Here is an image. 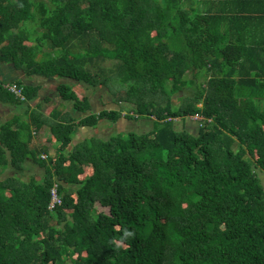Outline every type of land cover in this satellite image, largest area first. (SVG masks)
<instances>
[{"label": "trees", "instance_id": "16d2710c", "mask_svg": "<svg viewBox=\"0 0 264 264\" xmlns=\"http://www.w3.org/2000/svg\"><path fill=\"white\" fill-rule=\"evenodd\" d=\"M227 21L211 0H0V62L124 87L119 99L109 91L116 109L79 123L53 117L57 154L32 147L42 123L0 116V264H264V46L234 37ZM6 83L25 100L3 83L0 98L17 105L39 91ZM185 88L196 91L177 107ZM59 93L91 110L72 86ZM195 117L197 135L176 130ZM144 119L150 133L67 152L79 126ZM29 159L43 180L3 178Z\"/></svg>", "mask_w": 264, "mask_h": 264}, {"label": "crops", "instance_id": "0c3cea01", "mask_svg": "<svg viewBox=\"0 0 264 264\" xmlns=\"http://www.w3.org/2000/svg\"><path fill=\"white\" fill-rule=\"evenodd\" d=\"M211 12H226L230 15L231 21H227L226 23L234 26V30L232 31L234 37H236V34H239L240 37H248L251 41L254 40V43L264 46V0H211ZM0 79L4 82L20 81L25 86L39 89L38 94L33 99L27 100L24 104L17 105L7 98H0V116L3 122L19 118L24 114L29 116L30 124L33 119L34 122H39V124L42 123L40 125L42 128L37 129L38 132H35L36 129L34 127L31 128V131L34 133L32 147H40V143L37 139L39 133H44L48 136V139L42 140L41 145L48 144V147L52 146L50 125L54 123V120L50 121L51 118L65 119L69 122L73 119L76 123H79L88 115L98 114L107 107L106 104H101L98 106V109L94 108L91 96L86 94L84 90V93L81 92L80 95L82 98L89 99L91 110L84 113L83 111L77 110L72 103L71 107H74L72 111L70 110L73 112L72 115L67 109L63 108L64 102L66 101L61 98L59 87L62 84L69 85L78 82L66 78H47L44 76L27 75L23 71L17 69L13 63L0 62ZM110 103H112V101H110ZM34 113H36V115H33ZM33 116H38V119L33 118ZM93 130H95V128L79 126L73 138V144L67 152H71L76 145L80 144V141L93 135ZM29 161L32 160L29 159L28 162ZM33 164L35 163L33 162ZM20 178L22 179L21 175Z\"/></svg>", "mask_w": 264, "mask_h": 264}, {"label": "rangeland", "instance_id": "374dc122", "mask_svg": "<svg viewBox=\"0 0 264 264\" xmlns=\"http://www.w3.org/2000/svg\"><path fill=\"white\" fill-rule=\"evenodd\" d=\"M188 3L191 2H187L185 4V6L188 8ZM191 8V7H189ZM196 13H198V9L196 8L195 10ZM200 12V11H199ZM102 65L104 67H102ZM113 66V64H110L107 62L102 63L101 67L102 68H111ZM70 86H72L75 90V92L77 93V95L82 99L80 93H84V90L86 91V94H88L89 96H91L92 102L94 104V108L98 109L101 104L103 105H108L107 107H105L107 110L109 108L111 109H116L113 108L110 104V101H112L114 98L109 94V91L112 92V94L114 96H116L118 99L119 97V89L123 90L124 87H122L123 85H120L119 82L117 83H110L106 86H94V85H88L87 84H69ZM77 85V86H76ZM196 89L195 88H185L184 90H182L181 92H179L178 94L173 96V101L175 106L180 107L183 103L184 100L188 99L189 97H193L194 93H195ZM122 94V93H121ZM84 95V94H83ZM110 104V105H109ZM72 102H64V106L63 108L67 109L68 112H70L73 115V112H71L74 107L72 106ZM58 107V106H56ZM71 110V111H70ZM18 119H20V124L21 125H26L27 123L30 124V118L27 115H21ZM193 119V120H192ZM198 119L200 118H188L187 121L184 123L183 121H179L176 120L175 121V127L177 131H185L188 132V134H192L197 135L198 134V127H199V123H198ZM54 119L51 118L50 121H53ZM195 120V121H194ZM27 127V126H25ZM154 127V119H144V120H140V121H119L118 124H113L107 121H101L99 123V125L95 128L93 135L89 136L86 139H83L82 141H80V143L86 141L89 138H99V139H103V140H109L112 139L114 137H117L118 135H125L129 132H135L139 135L141 134H147L150 133L153 130ZM24 133V137L27 138L28 133L27 132H23ZM191 135V136H192ZM44 133H39L37 139L40 143V146L42 144V140L43 139H48V136ZM80 139V138H79ZM76 140V137H75ZM81 140V139H80ZM52 146L49 148L50 150H53L52 154H57V151L60 147V144L58 142L52 143ZM55 150V151H54ZM41 153L37 154V159L38 161H40V156ZM26 165V164H25ZM3 178H7L9 176H13V175H21L22 180L25 182L30 181L32 178H36L38 181H41L44 179L45 176V171L44 169H42L41 167H39L38 165L33 164L32 161H29L28 164L25 166V170L24 172L18 173L14 170H6L3 172ZM259 178L264 186V173H260L259 174Z\"/></svg>", "mask_w": 264, "mask_h": 264}, {"label": "built area", "instance_id": "2783aa9c", "mask_svg": "<svg viewBox=\"0 0 264 264\" xmlns=\"http://www.w3.org/2000/svg\"><path fill=\"white\" fill-rule=\"evenodd\" d=\"M2 83H3L4 88L10 90L17 98H20L21 100H25L24 94L20 88H18L15 85H9L6 82H3L0 80V84ZM56 204H61V199L59 197L57 186H55L52 189V202L50 204V208L53 209Z\"/></svg>", "mask_w": 264, "mask_h": 264}, {"label": "clouds", "instance_id": "9594fccd", "mask_svg": "<svg viewBox=\"0 0 264 264\" xmlns=\"http://www.w3.org/2000/svg\"><path fill=\"white\" fill-rule=\"evenodd\" d=\"M1 80V79H0ZM2 81V80H1ZM4 82V81H3Z\"/></svg>", "mask_w": 264, "mask_h": 264}]
</instances>
